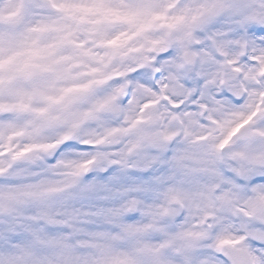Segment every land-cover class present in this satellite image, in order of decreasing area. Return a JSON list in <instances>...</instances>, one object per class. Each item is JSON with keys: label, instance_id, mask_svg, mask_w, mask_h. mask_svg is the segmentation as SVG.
Returning <instances> with one entry per match:
<instances>
[{"label": "snow or ice", "instance_id": "obj_1", "mask_svg": "<svg viewBox=\"0 0 264 264\" xmlns=\"http://www.w3.org/2000/svg\"><path fill=\"white\" fill-rule=\"evenodd\" d=\"M0 264H264V0H0Z\"/></svg>", "mask_w": 264, "mask_h": 264}]
</instances>
